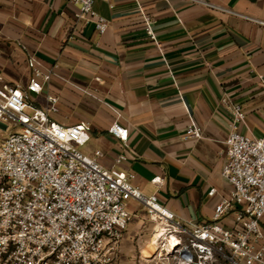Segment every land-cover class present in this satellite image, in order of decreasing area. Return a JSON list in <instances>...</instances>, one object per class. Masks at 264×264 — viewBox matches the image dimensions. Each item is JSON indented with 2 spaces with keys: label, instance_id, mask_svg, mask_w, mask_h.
Here are the masks:
<instances>
[{
  "label": "crops",
  "instance_id": "0c3cea01",
  "mask_svg": "<svg viewBox=\"0 0 264 264\" xmlns=\"http://www.w3.org/2000/svg\"><path fill=\"white\" fill-rule=\"evenodd\" d=\"M96 8L109 20L104 34L77 21L68 0H0V84L24 89L35 56L55 75L30 94L34 107L57 97L56 121L90 124L87 154L104 151L101 161L112 167L125 153L117 167L135 175L144 195L155 194L184 223L210 221L230 193L222 100L243 106V134L264 133V0H98ZM191 118L203 128L199 139L184 138ZM114 122L128 129L125 143L108 132ZM127 207L132 215L138 205Z\"/></svg>",
  "mask_w": 264,
  "mask_h": 264
},
{
  "label": "built area",
  "instance_id": "2783aa9c",
  "mask_svg": "<svg viewBox=\"0 0 264 264\" xmlns=\"http://www.w3.org/2000/svg\"><path fill=\"white\" fill-rule=\"evenodd\" d=\"M68 1L77 7V21L94 24L99 34L107 31L109 20L97 10L98 0ZM139 11L147 35L156 42L151 18ZM27 63L31 74L24 89L0 84V129L9 130L0 143V264H116L131 219L130 200L142 204L156 222L146 248L158 257L171 256L180 264L218 259L264 264V133L253 137L240 131L245 121L240 103L222 100L230 115L222 167L230 193L215 206L210 221L184 223L155 194L144 195L133 184V173L117 167L127 161L125 153L106 167L104 151H83L91 126L56 121L52 114L59 110L57 97L48 95L43 108L32 105L30 94H40L55 73L35 56ZM108 132L120 142L128 140V129L117 122ZM202 134L201 125L191 118L184 138ZM153 181L161 183V178ZM216 192L212 189L209 195ZM230 214L234 220L227 224ZM172 236L179 244L169 254Z\"/></svg>",
  "mask_w": 264,
  "mask_h": 264
},
{
  "label": "rangeland",
  "instance_id": "374dc122",
  "mask_svg": "<svg viewBox=\"0 0 264 264\" xmlns=\"http://www.w3.org/2000/svg\"><path fill=\"white\" fill-rule=\"evenodd\" d=\"M29 111V110H27ZM9 130L0 129V143L7 137ZM93 143L91 141L90 144ZM84 149V148H83ZM84 151V150H83ZM134 210L127 229L123 232L116 264H180L178 260L169 257H158L153 250H148L146 245L152 240L155 233L156 222L147 214L142 204ZM211 264H229L224 260L218 259Z\"/></svg>",
  "mask_w": 264,
  "mask_h": 264
},
{
  "label": "bare ground",
  "instance_id": "6f19581e",
  "mask_svg": "<svg viewBox=\"0 0 264 264\" xmlns=\"http://www.w3.org/2000/svg\"><path fill=\"white\" fill-rule=\"evenodd\" d=\"M179 244L178 240L176 239L175 236H172V238L170 239V243L168 245V253H172L174 251V249L177 247V245Z\"/></svg>",
  "mask_w": 264,
  "mask_h": 264
}]
</instances>
